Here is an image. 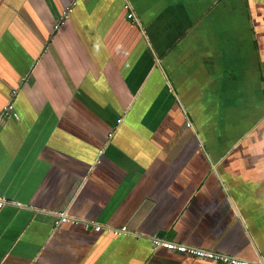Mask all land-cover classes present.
Wrapping results in <instances>:
<instances>
[{"label":"crops","instance_id":"0c3cea01","mask_svg":"<svg viewBox=\"0 0 264 264\" xmlns=\"http://www.w3.org/2000/svg\"><path fill=\"white\" fill-rule=\"evenodd\" d=\"M73 1L0 0V264L264 261V0Z\"/></svg>","mask_w":264,"mask_h":264},{"label":"built area","instance_id":"2783aa9c","mask_svg":"<svg viewBox=\"0 0 264 264\" xmlns=\"http://www.w3.org/2000/svg\"><path fill=\"white\" fill-rule=\"evenodd\" d=\"M77 4V0L71 2L66 8L63 10L60 20L55 24V28L59 29L66 21L69 19L74 7ZM125 9L128 11V17L134 18L135 13L132 10V6L129 2H125ZM18 95V89H13L10 100L4 105V107L0 111V121L7 117H16L14 98ZM191 123L188 122L187 126H190ZM113 133H111L112 135ZM11 201L8 200L4 196H0V209L4 208L6 205L10 204ZM71 221V218L67 215L66 212H61L57 216L55 221L56 225H60L65 222ZM86 227H93L95 230L100 231L103 226L93 222H85ZM114 235H123L129 232L128 226L123 225L120 227H109L107 228ZM153 246L155 249L158 248H166L172 252H178L180 254L188 255L201 260H215L220 262L221 264H264V261L260 260H249L246 258H242L239 256H234L230 254L214 252L212 250L204 249L201 247H196L193 245H188L181 242H176L168 239H164L159 236H153L152 238Z\"/></svg>","mask_w":264,"mask_h":264},{"label":"rangeland","instance_id":"374dc122","mask_svg":"<svg viewBox=\"0 0 264 264\" xmlns=\"http://www.w3.org/2000/svg\"><path fill=\"white\" fill-rule=\"evenodd\" d=\"M47 3V0H44ZM121 121V120H120Z\"/></svg>","mask_w":264,"mask_h":264}]
</instances>
